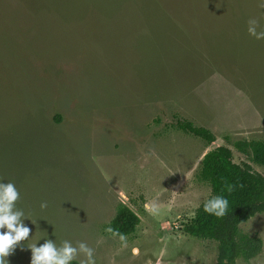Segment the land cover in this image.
<instances>
[{
	"label": "rangeland",
	"instance_id": "1",
	"mask_svg": "<svg viewBox=\"0 0 264 264\" xmlns=\"http://www.w3.org/2000/svg\"><path fill=\"white\" fill-rule=\"evenodd\" d=\"M250 20L264 31V0H0V183L31 229L9 264H30L22 247L44 239L84 242L95 264H215L217 243L183 226L211 195L198 176L209 150L264 178L234 147L264 141ZM120 205L139 218L123 241L108 231ZM239 234L263 251L235 264H264V213Z\"/></svg>",
	"mask_w": 264,
	"mask_h": 264
},
{
	"label": "trees",
	"instance_id": "2",
	"mask_svg": "<svg viewBox=\"0 0 264 264\" xmlns=\"http://www.w3.org/2000/svg\"><path fill=\"white\" fill-rule=\"evenodd\" d=\"M176 127L187 134L212 143L213 134L188 122H177ZM241 153L249 151L253 162L264 166V141H238L234 144ZM199 178L206 182L210 197L223 196L228 208L223 217H216L204 210L203 203L194 218L183 226V232L193 238L217 243L215 264H235L237 259L252 260L261 255L263 243L258 236L239 234V226L264 213V178L246 165L233 162L232 152L219 146L206 152L201 161ZM231 186V192L228 191ZM139 224V218L127 206L120 205L108 225L114 236H130Z\"/></svg>",
	"mask_w": 264,
	"mask_h": 264
},
{
	"label": "clouds",
	"instance_id": "3",
	"mask_svg": "<svg viewBox=\"0 0 264 264\" xmlns=\"http://www.w3.org/2000/svg\"><path fill=\"white\" fill-rule=\"evenodd\" d=\"M247 29L249 35L256 39H264V31L258 32L257 22L250 20ZM231 186L228 191L231 192ZM19 199V192L12 182L0 183V264H9V257L21 242L29 240L31 229L23 223L24 212L15 207ZM41 208L46 207L42 203ZM228 208V200L223 196H213L205 204L204 210L216 217H223ZM156 210V205H152V211ZM37 222V221H36ZM35 222V223H36ZM32 223V222H31ZM33 224V223H32ZM108 231H111L109 228ZM125 238L120 236V240ZM39 241V240H38ZM30 251V264H72L78 255L84 258L80 264H95L93 249L84 242H79L76 246L70 241H62L57 245L54 240L44 239V243L37 246V241L28 245Z\"/></svg>",
	"mask_w": 264,
	"mask_h": 264
}]
</instances>
